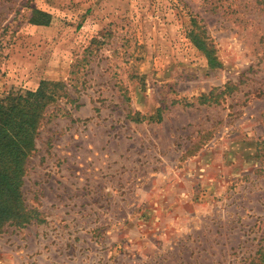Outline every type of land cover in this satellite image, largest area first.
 Listing matches in <instances>:
<instances>
[{
	"label": "rangeland",
	"instance_id": "374dc122",
	"mask_svg": "<svg viewBox=\"0 0 264 264\" xmlns=\"http://www.w3.org/2000/svg\"><path fill=\"white\" fill-rule=\"evenodd\" d=\"M42 79L0 264H264V0H0V99Z\"/></svg>",
	"mask_w": 264,
	"mask_h": 264
},
{
	"label": "trees",
	"instance_id": "16d2710c",
	"mask_svg": "<svg viewBox=\"0 0 264 264\" xmlns=\"http://www.w3.org/2000/svg\"><path fill=\"white\" fill-rule=\"evenodd\" d=\"M35 13L38 17L33 15L32 23H49L47 13L34 10ZM192 39L206 53L209 65L217 66L213 51L206 49L203 40L195 36ZM64 88L60 81L42 79L35 89L8 92L0 99V233L6 225L22 227L39 219L37 210L28 207L23 197V177L46 109L58 97L68 95ZM216 94L212 90L198 99L205 103L215 99Z\"/></svg>",
	"mask_w": 264,
	"mask_h": 264
}]
</instances>
